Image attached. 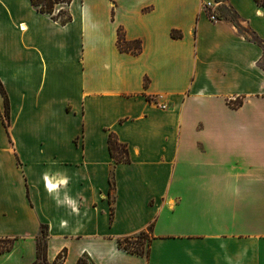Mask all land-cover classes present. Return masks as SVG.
Listing matches in <instances>:
<instances>
[{"label":"crops","instance_id":"1","mask_svg":"<svg viewBox=\"0 0 264 264\" xmlns=\"http://www.w3.org/2000/svg\"><path fill=\"white\" fill-rule=\"evenodd\" d=\"M67 12L61 24L0 0V264H33L43 227L48 263L264 264V4ZM119 31L140 49L119 50ZM110 133L128 162H113ZM140 233L145 254L118 246Z\"/></svg>","mask_w":264,"mask_h":264},{"label":"trees","instance_id":"2","mask_svg":"<svg viewBox=\"0 0 264 264\" xmlns=\"http://www.w3.org/2000/svg\"><path fill=\"white\" fill-rule=\"evenodd\" d=\"M31 4L36 8L37 12L41 14L49 15L53 20L60 22L61 24H66L70 21L71 17L67 12V7L70 5L72 0H30ZM260 5L264 4V0H257ZM59 5L60 8L55 12V7ZM173 36L175 34L173 33ZM117 46L121 51L131 50L133 53L140 49V42H125L122 34L118 33ZM0 95L3 99V112L1 115L2 124L5 130L8 129L9 126V101L3 84L0 80ZM233 107H237L238 105L231 103ZM109 143V152L113 162L121 163L128 162V150L126 144L120 143L117 141L116 137L110 133L108 138ZM42 234L40 239L37 241V250H36V260L33 264H56V262L48 263L46 260V228H42ZM146 240V234L140 233L136 236V238H125L118 241V246L130 253H136L143 255L146 252V245L148 244ZM142 241V242H140ZM10 246L5 250H8ZM4 250V251H5ZM76 264H93L87 254H83L79 257Z\"/></svg>","mask_w":264,"mask_h":264},{"label":"built area","instance_id":"3","mask_svg":"<svg viewBox=\"0 0 264 264\" xmlns=\"http://www.w3.org/2000/svg\"><path fill=\"white\" fill-rule=\"evenodd\" d=\"M215 5H216L215 2H210V1L203 3L204 9L208 13L209 20H211L213 22L217 21V17H216L215 10H214ZM156 106L162 110H164L166 108V105H164V104H157Z\"/></svg>","mask_w":264,"mask_h":264},{"label":"rangeland","instance_id":"4","mask_svg":"<svg viewBox=\"0 0 264 264\" xmlns=\"http://www.w3.org/2000/svg\"><path fill=\"white\" fill-rule=\"evenodd\" d=\"M59 8H60V6L59 5H57L56 7H55V12L57 11V10H59ZM3 112V111H2ZM2 112H0V114L2 115ZM5 129V128H4ZM6 141H8L6 138H4V136H2V141H1V144H0V146L2 147L1 149H0V158H1V162L2 161H4L5 160V158H6V155H7V151H5V150H3V146L5 145V142ZM147 240H144V243L146 242ZM140 242H142V241H140ZM8 247V244H7V241H4V240H0V251H3V250H5L6 248Z\"/></svg>","mask_w":264,"mask_h":264}]
</instances>
